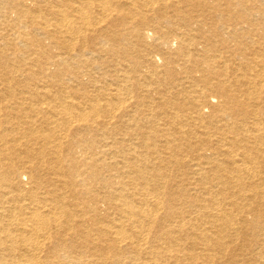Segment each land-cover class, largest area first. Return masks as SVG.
<instances>
[{
    "label": "bare ground",
    "instance_id": "1",
    "mask_svg": "<svg viewBox=\"0 0 264 264\" xmlns=\"http://www.w3.org/2000/svg\"><path fill=\"white\" fill-rule=\"evenodd\" d=\"M0 264H264V0H0Z\"/></svg>",
    "mask_w": 264,
    "mask_h": 264
}]
</instances>
